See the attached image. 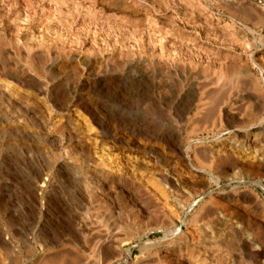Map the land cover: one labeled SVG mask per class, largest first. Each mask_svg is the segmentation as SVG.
Instances as JSON below:
<instances>
[{"label":"rangeland","instance_id":"1","mask_svg":"<svg viewBox=\"0 0 264 264\" xmlns=\"http://www.w3.org/2000/svg\"><path fill=\"white\" fill-rule=\"evenodd\" d=\"M260 155L264 0H0V264H259Z\"/></svg>","mask_w":264,"mask_h":264},{"label":"bare ground","instance_id":"2","mask_svg":"<svg viewBox=\"0 0 264 264\" xmlns=\"http://www.w3.org/2000/svg\"><path fill=\"white\" fill-rule=\"evenodd\" d=\"M249 75V74H248ZM227 77V76H226ZM223 78V77H222ZM216 81V80H215ZM197 84V83H196ZM205 85V84H204ZM219 88V87H218ZM203 91V90H202ZM211 91V90H210ZM216 92V91H215ZM203 97V96H202ZM203 99V98H202ZM223 104V103H222ZM216 107V106H215ZM194 110V109H193ZM192 110V111H193ZM216 112V111H215ZM223 113V112H222ZM243 114V113H242ZM202 117V116H201ZM246 152V151H245ZM255 159V157H254ZM255 162L258 163V165H264V155H260V156H256V160H253ZM203 165V164H202ZM213 165V164H212ZM252 166V165H251ZM254 166V165H253ZM261 167V166H260ZM202 168V167H201ZM249 168V167H248ZM199 173V172H198ZM164 176V175H163ZM154 177V176H153ZM169 179V178H168ZM187 179V178H186ZM154 181V180H153ZM163 182V181H162ZM168 182L171 184V186L173 187L174 185H177V181L174 180V178H170L168 180ZM181 182V181H180ZM258 184V183H257ZM159 189V192L160 194L162 195H166V189H162L160 187H158ZM183 188V187H182ZM191 188V187H190ZM193 190V189H192ZM146 196V195H145ZM144 196V200L147 201V197ZM143 199V198H142ZM226 199V198H225ZM173 200L176 201V197L173 198ZM150 202V201H149ZM235 202V201H234ZM233 204V203H232ZM245 204V203H243ZM248 204V203H247ZM153 205V204H152ZM203 206V205H202ZM152 207H154L152 209V211L150 212L149 210V216L150 217H156L157 214L160 212H158V208H155L156 206L153 205ZM164 213H166V217H168V224H166V228L163 230L164 233H165V236H176V235H182L183 237L187 238L188 240H191L192 242L195 240V234L198 233L197 232V228L195 227H190L191 225H199V222L201 220H196V219H192V220H188V222H186L184 219H180L177 215V210L175 211L174 207L170 208L169 206H164ZM161 208V210L163 209ZM257 208V207H256ZM149 209V207H148ZM178 209V208H177ZM182 209L184 210L185 209V206H182ZM211 210V208H210ZM234 209H231V208H219V209H216L215 214H213V218L215 219L216 222H222L224 225H228V229H230V233L232 234H238L240 236V242L248 249L249 251V255H250V258L253 259V261H256V263H259V264H264V253H263V248L261 249L258 245H255V238L257 236V234H262V236H264V223L261 224V223H254L253 221L249 220L248 223L244 222V219H242V221H240L239 223L233 219H231V217H229V213H231ZM242 210V209H241ZM234 212L236 214H238L239 212L235 211ZM157 213V214H156ZM233 214V213H232ZM165 215V214H163ZM210 215V214H209ZM208 216V215H207ZM233 216V215H232ZM235 216V215H234ZM160 217V215H159ZM158 217V218H159ZM164 217V216H163ZM210 217V216H209ZM153 218V219H154ZM194 218V217H193ZM181 220V226L182 228L179 229L178 226H174L172 227L171 225H174L173 223H175L177 220ZM256 219V218H255ZM158 221V220H157ZM162 221V220H161ZM237 222V223H236ZM157 223V222H155ZM163 223V222H162ZM165 223V222H164ZM202 223V222H200ZM188 224H191L190 226ZM250 225L252 226V230L249 231V229L251 228ZM161 226V225H159ZM255 226V227H254ZM154 227H156L154 225ZM199 227V226H198ZM204 227V226H203ZM221 228V227H220ZM226 228V227H225ZM249 228V229H248ZM200 229V228H199ZM205 228H203L202 230L204 231ZM211 229V228H210ZM208 230V228H207ZM200 231V230H199ZM203 235L205 236V238H211L212 236V233L213 231H208V232H203ZM227 231V230H226ZM228 232V231H227ZM200 233V234H202ZM221 233V232H219ZM222 235V234H220ZM226 235V234H225ZM232 236V235H231ZM203 237V236H202ZM234 238V236H233ZM186 239V240H187ZM264 239V238H263ZM184 240V239H183ZM187 242V241H186ZM204 244V243H203ZM217 244V243H216ZM227 245V244H226ZM196 246V245H195ZM205 246V245H204ZM242 246V245H241ZM115 247V246H114ZM117 249V248H116ZM199 249V248H198ZM238 249V248H237ZM115 250V248H114ZM119 251V250H117ZM116 251V252H117ZM212 251V250H211ZM224 251V250H223ZM198 252V251H197ZM200 252V251H199ZM109 254V253H108ZM113 254V253H112ZM116 253L113 254V256L115 255ZM213 254V253H212ZM234 254V253H233ZM111 256V253L109 254ZM108 255V257H109ZM118 254H116L117 256ZM197 255V254H196ZM113 256H111V259H108V264H118L116 263V260H115V257L112 258ZM189 257H193L192 254H190ZM218 258V257H217ZM261 258V259H260ZM104 259V258H103ZM188 259V258H187ZM220 260V259H219ZM230 260V259H229ZM120 261V260H119ZM188 261V260H187ZM236 261V260H235ZM252 261V262H253ZM105 262V261H104ZM215 262V261H214ZM239 262V261H238ZM107 263V262H106ZM193 262L191 263H188V264H192ZM224 263V262H223ZM226 263V262H225ZM224 263V264H225ZM231 263V262H230ZM254 263V262H253ZM203 264V263H202ZM209 264V263H208ZM213 264V263H212ZM218 264H222L221 261L218 262ZM227 264V263H226ZM232 264V263H231ZM234 264V263H233Z\"/></svg>","mask_w":264,"mask_h":264}]
</instances>
